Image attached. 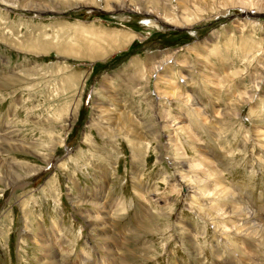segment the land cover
<instances>
[{
	"label": "rangeland",
	"instance_id": "374dc122",
	"mask_svg": "<svg viewBox=\"0 0 264 264\" xmlns=\"http://www.w3.org/2000/svg\"><path fill=\"white\" fill-rule=\"evenodd\" d=\"M256 1L0 0V264H264Z\"/></svg>",
	"mask_w": 264,
	"mask_h": 264
},
{
	"label": "bare ground",
	"instance_id": "6f19581e",
	"mask_svg": "<svg viewBox=\"0 0 264 264\" xmlns=\"http://www.w3.org/2000/svg\"><path fill=\"white\" fill-rule=\"evenodd\" d=\"M242 1V0H241ZM256 1V0H255ZM261 1V0H260ZM243 2H245V1H243ZM249 2V1H248ZM251 2V1H250ZM257 2V1H256ZM241 4V3H240ZM63 5V4H62ZM243 5V4H242ZM246 5V4H245ZM263 5V4H262ZM241 6V5H240ZM105 37V36H104ZM102 40H103V38H102ZM109 40V39H108ZM111 40H112V38H111ZM114 40V39H113ZM105 41V40H104ZM108 43V41L106 42V44ZM102 45V44H101ZM171 58V57H170ZM165 62V61H164ZM168 62V61H167ZM162 61L160 62V63H158L157 64V67L155 68H153L152 70H151V72L150 73H154V74H156L159 70H160V68L162 69ZM167 77V76H166ZM166 77H164V78H166ZM165 80V79H164ZM175 94L176 93H173L172 94V96H175ZM167 95H169V94H167ZM170 96V95H169ZM183 170V169H182ZM8 174V173H7ZM13 174H15V173H13ZM12 174V175H13ZM13 177H14V175H13ZM9 179V178H8ZM21 179V178H20ZM203 179V178H202ZM10 181V180H9ZM15 181V180H14ZM203 181H205V180H203ZM203 181H201V182H203ZM200 183V182H199ZM182 184V183H181ZM184 184V183H183ZM208 184V183H207ZM212 186V185H211ZM196 187V186H195ZM223 189V188H222ZM210 190V189H209ZM212 190H214V188L212 189ZM225 190V189H224ZM227 191V190H226ZM213 192V191H212ZM211 191H210V193H212ZM220 192V191H219ZM210 193H208V194H210ZM214 194H216V193H214ZM227 194V193H226ZM228 195H233L231 192L228 194ZM99 198V197H98ZM233 198H235V197H233ZM229 199H230V196H229ZM99 200H100V198H99ZM232 201V200H231ZM238 201V200H237ZM234 203H235V201H234ZM239 203V202H238ZM97 204H99V203H97ZM99 205H101V204H99ZM236 208V207H235ZM234 208V209H235ZM239 210H243V209H241L240 207L239 208H237L236 209V212L237 211H239ZM219 211V210H218ZM244 211V210H243ZM246 212V211H245ZM239 213H240V211H239ZM223 214V213H222ZM228 214V213H227ZM236 214V213H235ZM237 215V214H236ZM245 215V214H244ZM225 216V215H224ZM239 216V215H238ZM261 217V216H260ZM87 218H88V223L89 222H91V224H92V222L94 221V220H98V219H103L104 218V216H99V217H97V216H87ZM247 218V217H246ZM106 219V218H105ZM263 219V218H262ZM248 220V219H247ZM259 220H261V219H259ZM264 220V219H263ZM101 221V220H100ZM103 222V221H102ZM248 222H249V220H248ZM106 224V223H105ZM245 225V224H244ZM103 228H104V230H105V232H106V234L108 233V229H107V226L105 225V226H103ZM264 231V230H263ZM255 233V232H254ZM253 234V233H252ZM255 235V234H254ZM106 237V236H105ZM112 237L111 236H109L108 235V237L107 238H105V240H109L111 243H110V245L108 246V248H107V251H108V253H110V255L111 256H113V258L112 259H114L113 260V263H115L116 262V260L118 259V257L116 258L115 257V254H116V250H114V249H110V246H112V239H111ZM42 242H43V245H46L45 247H46V252H47V257H48V264H60L59 263V261H57V251L55 250L56 249V247H54V245L53 244H51V245H48L47 246V242H45V241H43L42 240ZM55 248V249H54ZM54 250H55V252H54ZM119 254V253H118ZM111 258V257H110ZM46 260H47V258H46ZM111 260V259H110ZM112 263V264H113ZM110 264V263H109Z\"/></svg>",
	"mask_w": 264,
	"mask_h": 264
}]
</instances>
